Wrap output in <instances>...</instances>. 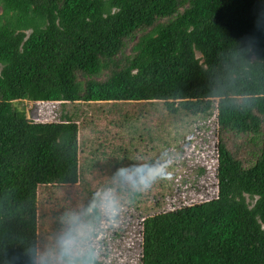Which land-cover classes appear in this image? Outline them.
<instances>
[{
  "label": "trees",
  "instance_id": "obj_1",
  "mask_svg": "<svg viewBox=\"0 0 264 264\" xmlns=\"http://www.w3.org/2000/svg\"><path fill=\"white\" fill-rule=\"evenodd\" d=\"M12 101L213 108L217 194L142 218L139 264H264V0H0V264H38L77 132Z\"/></svg>",
  "mask_w": 264,
  "mask_h": 264
},
{
  "label": "rangeland",
  "instance_id": "obj_2",
  "mask_svg": "<svg viewBox=\"0 0 264 264\" xmlns=\"http://www.w3.org/2000/svg\"><path fill=\"white\" fill-rule=\"evenodd\" d=\"M23 101L11 104L39 122L68 118L77 132V181L69 186L37 189L35 227L41 252L38 264L43 253L62 248L64 237L70 245L77 240L75 226L66 229L60 222L61 215L67 210L82 209L94 195V188L106 190L108 178L117 166L140 158L155 161L162 169L161 178L123 208L115 226H108L100 217L94 228L100 235L93 241L98 264H139L142 218L200 203L217 194L213 108L206 114L189 116L180 109L176 113L168 111L156 101L38 102L39 105ZM170 107L179 108L177 103ZM83 227L88 230L87 225Z\"/></svg>",
  "mask_w": 264,
  "mask_h": 264
},
{
  "label": "clouds",
  "instance_id": "obj_3",
  "mask_svg": "<svg viewBox=\"0 0 264 264\" xmlns=\"http://www.w3.org/2000/svg\"><path fill=\"white\" fill-rule=\"evenodd\" d=\"M162 169L155 161L140 158L137 162L117 166L108 178L106 190L94 188V195L80 210H67L60 222L66 229L75 226L78 234L71 245L67 237L56 252H45L40 264H96L93 241L100 233L94 231L101 216L108 226H115L123 208L141 193L149 190L159 179ZM87 225L88 230L83 226Z\"/></svg>",
  "mask_w": 264,
  "mask_h": 264
}]
</instances>
